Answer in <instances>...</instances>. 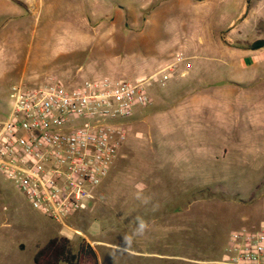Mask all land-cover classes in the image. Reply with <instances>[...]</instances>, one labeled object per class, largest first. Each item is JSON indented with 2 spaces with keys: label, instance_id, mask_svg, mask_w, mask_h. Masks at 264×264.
Returning a JSON list of instances; mask_svg holds the SVG:
<instances>
[{
  "label": "rangeland",
  "instance_id": "rangeland-1",
  "mask_svg": "<svg viewBox=\"0 0 264 264\" xmlns=\"http://www.w3.org/2000/svg\"><path fill=\"white\" fill-rule=\"evenodd\" d=\"M236 2L0 0V126L12 109L11 87L20 80L28 86L105 77L135 83L144 70L150 97L170 93L166 103L134 108L125 120L126 141L108 175L93 189L88 209L68 217L66 226L33 209L0 172V264H34L38 249L57 236L69 238L74 252L82 240L100 241L93 248L99 264H168L134 257L108 244L133 250H141L143 241L154 250L164 244L153 219L156 214L138 205L137 193L174 194L177 203L182 197L176 209L191 218L186 252L190 250L192 264L202 259L225 261L234 231L255 230L264 223V78L250 81L242 90L232 89L230 95L208 94L209 118L200 126H185L179 120L190 83L196 80L187 64L200 61L207 46L231 37L228 25L238 16L231 11ZM258 3L249 0L250 8ZM246 15L247 11L240 18ZM108 40L113 46L100 49L99 43L108 45ZM161 61H176L164 68L169 75L164 84L159 81L162 68L154 75L146 70ZM68 77L74 80L70 83ZM222 97V104L214 103L212 110V101ZM167 119L170 124L162 127ZM159 152L185 157L192 173L154 174L156 168L146 155ZM158 179L173 188L156 187ZM142 181L154 191L142 192ZM136 217L154 224L128 246L124 237L132 235ZM168 239L173 240L170 234Z\"/></svg>",
  "mask_w": 264,
  "mask_h": 264
},
{
  "label": "built area",
  "instance_id": "built-area-1",
  "mask_svg": "<svg viewBox=\"0 0 264 264\" xmlns=\"http://www.w3.org/2000/svg\"><path fill=\"white\" fill-rule=\"evenodd\" d=\"M164 71L161 84L169 77ZM145 81L105 77L28 86L20 80L0 126V172L33 209L66 226L68 217L88 209L93 189L108 175L126 141L125 120L136 106L152 104ZM229 241L226 260L210 264H264V223L241 227Z\"/></svg>",
  "mask_w": 264,
  "mask_h": 264
},
{
  "label": "crops",
  "instance_id": "crops-1",
  "mask_svg": "<svg viewBox=\"0 0 264 264\" xmlns=\"http://www.w3.org/2000/svg\"><path fill=\"white\" fill-rule=\"evenodd\" d=\"M235 8L231 9L232 13H237L236 19H231L228 26H232L233 30L231 37H225L219 40L215 45L207 46L205 49V56H203L200 61L189 62L190 68H193V75L196 77L195 81H192L187 91L188 99L187 102L183 104L181 108L179 120L185 126L193 125L200 126L204 121H207L209 115L207 114L209 107V102L207 101V95L213 94L214 96L221 97L224 95H230L232 89L239 88L242 90L244 85H248L250 81L257 78H264V43L263 45L253 48L252 44L256 42H264V0H259L253 8L249 6V0H237L235 3ZM241 11L240 8L241 7ZM247 11L246 16L240 15ZM200 28H206V24L199 23ZM103 37H105L103 35ZM105 39V38H104ZM108 46L112 47L111 41L108 40V45L106 42H100L99 48L103 49ZM172 65H176V61L168 63V61H161L154 65L153 67H148L146 70L152 75L156 74V70L162 68H167ZM161 69V70H162ZM147 73L144 70L140 71L137 76L138 80H146L145 76ZM151 75V76H152ZM70 83L74 80L73 77L67 78ZM82 82V81H79ZM79 82H72L71 84H76ZM70 84V85H71ZM246 87V86H245ZM245 91V90H243ZM170 93L166 91L165 93L159 94L158 96L151 95L152 104L155 103H166L169 99ZM212 101V110H214V103L219 102ZM222 104V103H220ZM217 109V108H215ZM170 124L169 120H164L162 122V127H167ZM189 139L198 141V137L190 136ZM149 155V156H148ZM146 155L150 164L153 165L156 173L159 175H190L192 173L191 162L185 157H170L166 156L167 153L159 152L157 154ZM169 155V154H168ZM152 172H155L152 171ZM161 180L158 179L155 186L164 188L168 191L169 185H164ZM163 185V186H160ZM173 188L172 185H170ZM169 186V187H170ZM180 185V189L184 190V187ZM138 187L142 192L152 191L153 185H149L142 181L139 183ZM170 189V188H169ZM154 191V190H153ZM150 198L149 204H144L141 201L138 202L139 206L149 209L147 212L153 211V205L157 206V210L153 211L156 217L153 219L157 223L156 230L159 231L161 236H164V244L159 250H154L153 247L146 245L143 241L141 247L142 249L133 250L124 247H117L114 244L108 243L109 246L115 248H120L129 252L128 254L134 257H141L145 260L157 259L165 261L168 264H192V259L190 257V250L186 252V233H190L191 218L189 220L186 218L185 212L181 209H176V205L181 206L180 202L182 197L179 198L177 203V198L173 194H166L164 196H159L156 194L147 195ZM180 201V202H179ZM177 203V204H176ZM151 219V220H153ZM149 224V228L145 234L152 228L153 221ZM169 234L172 236L171 241H169ZM190 238V235H189ZM168 240V241H167ZM90 245L95 249V246L100 243L98 240H93L89 242ZM23 245H20L22 247ZM220 261L219 259H202L195 260V264H210L211 262Z\"/></svg>",
  "mask_w": 264,
  "mask_h": 264
},
{
  "label": "trees",
  "instance_id": "trees-1",
  "mask_svg": "<svg viewBox=\"0 0 264 264\" xmlns=\"http://www.w3.org/2000/svg\"><path fill=\"white\" fill-rule=\"evenodd\" d=\"M264 42H256V48ZM34 264H99L93 247L85 240L79 243L74 252L71 241L65 236L49 239L34 255Z\"/></svg>",
  "mask_w": 264,
  "mask_h": 264
},
{
  "label": "clouds",
  "instance_id": "clouds-1",
  "mask_svg": "<svg viewBox=\"0 0 264 264\" xmlns=\"http://www.w3.org/2000/svg\"><path fill=\"white\" fill-rule=\"evenodd\" d=\"M136 199L140 200L144 204L150 203V198L142 196L140 193H137ZM157 210V206L153 205V211ZM149 228L148 222L143 217H136L135 228L132 235L124 237L125 243L128 246H131L134 243L135 237L143 236Z\"/></svg>",
  "mask_w": 264,
  "mask_h": 264
}]
</instances>
